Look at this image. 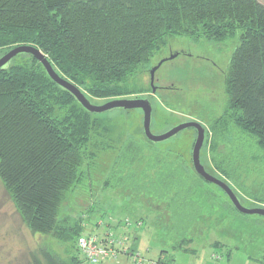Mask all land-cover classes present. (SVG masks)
Wrapping results in <instances>:
<instances>
[{
	"label": "trees",
	"instance_id": "trees-1",
	"mask_svg": "<svg viewBox=\"0 0 264 264\" xmlns=\"http://www.w3.org/2000/svg\"><path fill=\"white\" fill-rule=\"evenodd\" d=\"M178 36L237 39L225 72L227 101L223 112L210 116L206 129L211 163L214 172L245 186L251 170L252 185L257 190L261 182L264 187V3L0 0V55L17 45H34L88 98L106 101L146 92L144 77L171 38ZM105 114L86 110L30 54H20L0 68V176L31 228L66 246L59 252L43 248L40 256L33 255V264H90L78 238L91 233L86 227L93 205L87 215L75 217L62 211V204L68 194L95 183V171L103 167L106 154L109 164L102 168L99 182L103 191L122 188L150 194L175 187L178 210L184 213L188 205L194 209L192 200H186L201 176L184 163L160 157L158 143L146 136L119 137L114 144L112 128L102 122ZM261 199L253 198L264 205ZM135 222L143 224L140 219ZM138 240L135 235L132 254L157 264H175L165 251L157 259H147L137 251ZM188 241L184 238L178 247ZM100 264L136 263L121 256Z\"/></svg>",
	"mask_w": 264,
	"mask_h": 264
},
{
	"label": "rangeland",
	"instance_id": "rangeland-1",
	"mask_svg": "<svg viewBox=\"0 0 264 264\" xmlns=\"http://www.w3.org/2000/svg\"><path fill=\"white\" fill-rule=\"evenodd\" d=\"M259 1L264 3V0ZM236 45L237 39L233 37L224 41L195 40L187 36L171 38L169 47L156 59L155 65L172 54L178 55L162 64L153 84L150 74L144 77L146 92L128 96L151 100V129L154 134L165 133L186 121H199L208 130L210 116L223 112L227 101L225 72ZM90 98L95 104L105 102L104 99ZM107 113L101 118L105 125L112 128L114 144L117 145L119 137L146 140L141 109H116ZM196 138L197 130L187 128L159 142L156 149L160 157L186 164L199 178L192 161ZM210 150L206 132L201 151L206 169L224 178L244 206L264 207L253 200H264V187L261 182L257 190L252 185L254 178L250 175L251 170L247 172L250 173L245 179L246 186L242 182L226 179L213 171ZM225 152L229 154L227 148ZM103 157L106 158L104 167L109 164V155ZM103 167L99 166L95 171V183L91 187H86L87 190L79 187L75 193L68 194L62 204V211L75 217L87 215L93 205L87 220L89 232L110 230L116 234L126 233L132 244L135 235H138L137 251L147 259H157L165 251L173 256L175 264H264V217L238 212L219 186L200 177L199 186L190 190L192 197L186 200L187 204L192 200L194 209H189L188 205L182 213L178 210L180 198L176 200L175 187L165 193L150 194L142 191L131 194L122 188L103 191L99 184ZM180 214L182 219L177 218ZM127 218L133 224L123 225ZM138 219L143 222L141 226H136ZM100 221L102 224L97 225ZM185 226H189L188 230L180 229H185ZM184 238H189V241L178 247ZM43 248L59 252L66 246L31 228L24 209L0 176V264H33V255L40 256ZM122 260L126 262L125 258Z\"/></svg>",
	"mask_w": 264,
	"mask_h": 264
},
{
	"label": "water",
	"instance_id": "water-1",
	"mask_svg": "<svg viewBox=\"0 0 264 264\" xmlns=\"http://www.w3.org/2000/svg\"><path fill=\"white\" fill-rule=\"evenodd\" d=\"M20 54H30L34 56L38 61L43 64L51 79L62 88L69 91L76 98V100L91 113L102 114L114 111L116 109H141L143 111L144 134L147 139L152 141L153 143H159L168 140L187 128H195L197 130V138L193 147L192 161L196 173L206 181L222 188L226 192L238 212L246 215H261L264 217V207L261 206L249 208L244 206L241 202V199L236 194L231 185L222 177H219L214 173L209 172L206 169L205 165L202 163L201 151L205 142L206 127L201 122L186 121L171 128L165 133L158 135L154 134L151 129L153 105L148 97L113 98L108 99L101 104H95L90 98H88V96L82 91L80 87H78L75 83L63 77L56 71V69L53 67V65L41 49L31 44L17 45L11 48L6 53H4L2 56H0V68L8 67L9 64L13 61V59ZM177 55L178 53L172 54L169 57L160 60L156 65L151 68L150 75L152 84L155 80V74L157 70L162 66V64L169 59L175 58Z\"/></svg>",
	"mask_w": 264,
	"mask_h": 264
},
{
	"label": "built area",
	"instance_id": "built-area-1",
	"mask_svg": "<svg viewBox=\"0 0 264 264\" xmlns=\"http://www.w3.org/2000/svg\"><path fill=\"white\" fill-rule=\"evenodd\" d=\"M102 221L98 223L101 225ZM131 221L126 220V226H129ZM78 246L83 252L86 260L90 264H100L107 262H115L121 259V256L131 258V262L136 264H157L153 260L146 261L139 253L132 254L130 252L131 239L128 234H116L110 230L101 232H91L82 234L78 238Z\"/></svg>",
	"mask_w": 264,
	"mask_h": 264
}]
</instances>
